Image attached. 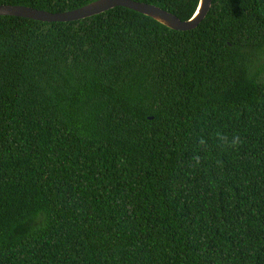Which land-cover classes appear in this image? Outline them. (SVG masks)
Here are the masks:
<instances>
[{
    "label": "trees",
    "instance_id": "1",
    "mask_svg": "<svg viewBox=\"0 0 264 264\" xmlns=\"http://www.w3.org/2000/svg\"><path fill=\"white\" fill-rule=\"evenodd\" d=\"M0 264H264V0L0 15Z\"/></svg>",
    "mask_w": 264,
    "mask_h": 264
},
{
    "label": "water",
    "instance_id": "2",
    "mask_svg": "<svg viewBox=\"0 0 264 264\" xmlns=\"http://www.w3.org/2000/svg\"><path fill=\"white\" fill-rule=\"evenodd\" d=\"M211 2L212 0H199L195 13L190 19L184 21L163 8L135 0H95L79 8L58 13L23 5H0V15L18 16L44 22H69L91 17L121 6L151 17L170 29L187 31L196 28L206 17Z\"/></svg>",
    "mask_w": 264,
    "mask_h": 264
}]
</instances>
